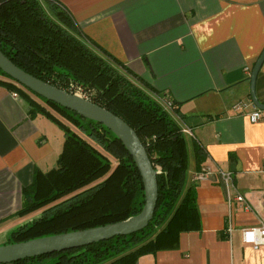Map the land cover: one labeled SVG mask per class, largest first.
<instances>
[{
    "label": "crops",
    "instance_id": "obj_1",
    "mask_svg": "<svg viewBox=\"0 0 264 264\" xmlns=\"http://www.w3.org/2000/svg\"><path fill=\"white\" fill-rule=\"evenodd\" d=\"M58 1L84 35L130 69L122 70L185 138V187L195 185L201 229L182 232L176 248L144 254L136 264H264V244L253 248L241 236L242 228L264 222V119L251 122L231 111L234 102L251 100L252 68L264 49V0ZM13 92L0 85V235L27 221L15 215L21 189L36 168L56 165L64 139L47 118H31ZM255 92L264 103V60ZM196 145L205 154L198 164ZM205 165L230 171L232 185L215 173L193 181ZM235 193L244 194L251 209L233 207L227 231V197Z\"/></svg>",
    "mask_w": 264,
    "mask_h": 264
},
{
    "label": "trees",
    "instance_id": "obj_2",
    "mask_svg": "<svg viewBox=\"0 0 264 264\" xmlns=\"http://www.w3.org/2000/svg\"><path fill=\"white\" fill-rule=\"evenodd\" d=\"M0 50L27 73L70 93L79 88L90 101L121 117L139 137L154 169L159 167L156 206L142 230L6 264H136L144 254L176 248L182 232L201 229L195 185L185 187L188 154L181 128L128 79L123 73L131 72L127 66L81 32L62 3L0 0ZM0 85L26 101L31 118L42 115L64 137L56 165L47 171L36 168L22 187L15 215L27 221L9 232V242L114 223L141 211L140 172L112 131L41 97L1 69ZM204 155L194 146L196 164Z\"/></svg>",
    "mask_w": 264,
    "mask_h": 264
},
{
    "label": "water",
    "instance_id": "obj_3",
    "mask_svg": "<svg viewBox=\"0 0 264 264\" xmlns=\"http://www.w3.org/2000/svg\"><path fill=\"white\" fill-rule=\"evenodd\" d=\"M264 60V49L256 60L250 76V96L252 102L264 110V103L259 102L255 92L256 77ZM0 69L12 79L61 106L75 111L79 115L102 123L123 143L136 167L144 187V205L141 211L125 220L108 223L86 229L47 235L26 241L10 242L0 245V264L11 263L22 258L34 257L55 251L84 246L117 235H127L142 230L153 216L157 201V173L146 152L145 147L133 128L121 117L95 104L77 93L57 88L15 65L0 50Z\"/></svg>",
    "mask_w": 264,
    "mask_h": 264
},
{
    "label": "built area",
    "instance_id": "obj_4",
    "mask_svg": "<svg viewBox=\"0 0 264 264\" xmlns=\"http://www.w3.org/2000/svg\"><path fill=\"white\" fill-rule=\"evenodd\" d=\"M75 93L80 96L87 98L86 95L77 88ZM14 96L18 94L13 92ZM88 99V98H87ZM165 108H172L173 102L169 98L162 99ZM231 111L233 114L242 115L249 118L251 122H257L264 119V110L258 108L251 100L244 101L238 100L234 102L231 106ZM186 130V129H185ZM187 131V130H186ZM159 172V167H157ZM215 173L221 179L225 185H232L233 174L230 171H224L222 169L213 170L210 166H202L198 170L194 171L192 174L193 181H203L209 178L210 175ZM227 204L229 207L228 213V226L227 231H231V211L233 207H238L244 211H249L251 209V203L249 199L242 193H235L234 195H229L227 197ZM242 241L244 243L250 244L253 248H258L260 245L264 244V222L260 221L257 226L246 227L241 229Z\"/></svg>",
    "mask_w": 264,
    "mask_h": 264
},
{
    "label": "rangeland",
    "instance_id": "obj_5",
    "mask_svg": "<svg viewBox=\"0 0 264 264\" xmlns=\"http://www.w3.org/2000/svg\"><path fill=\"white\" fill-rule=\"evenodd\" d=\"M17 93V92H16ZM57 125L55 124V128L57 129V127H56ZM58 129H59V127H58ZM60 130V129H59ZM61 131V130H60ZM28 219H30V217L28 218ZM7 243H10L9 242V236L8 235H0V245H3V244H7Z\"/></svg>",
    "mask_w": 264,
    "mask_h": 264
}]
</instances>
